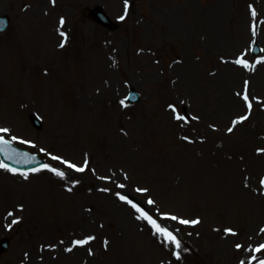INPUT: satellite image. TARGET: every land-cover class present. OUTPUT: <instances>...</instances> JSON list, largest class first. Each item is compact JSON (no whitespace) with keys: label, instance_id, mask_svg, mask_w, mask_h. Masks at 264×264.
Wrapping results in <instances>:
<instances>
[{"label":"rangeland","instance_id":"obj_1","mask_svg":"<svg viewBox=\"0 0 264 264\" xmlns=\"http://www.w3.org/2000/svg\"><path fill=\"white\" fill-rule=\"evenodd\" d=\"M95 4L121 22L119 31L80 16ZM0 11L12 17L0 35V128L65 174L41 168L25 179L0 169V238L12 239L0 264L264 260V252L251 253L264 240V51L251 54L255 43L264 50V0H127V14L125 0H0ZM241 57L249 68L233 62ZM131 87L142 102L123 106ZM202 89L208 123L196 121ZM184 102L194 126L172 109L182 112ZM194 127L205 136L196 138ZM85 159L83 172L63 162L83 166ZM120 195L171 231L180 249ZM87 236L95 239L73 246Z\"/></svg>","mask_w":264,"mask_h":264},{"label":"snow or ice","instance_id":"obj_2","mask_svg":"<svg viewBox=\"0 0 264 264\" xmlns=\"http://www.w3.org/2000/svg\"><path fill=\"white\" fill-rule=\"evenodd\" d=\"M125 14H127V0H125ZM252 16L255 17L256 16V12L255 10L252 11ZM124 17L122 16L121 19H123ZM60 24L63 25L64 24V20L63 18H61V21H60ZM62 37H65V41H66V34L65 33H60ZM253 34L255 35V25H253ZM64 46V42H62L60 44V47H63ZM264 51V50H262ZM234 63H236L237 65H242L243 67L245 68H249V64L248 62L243 59L242 57L241 58H238L236 59L235 61H233ZM260 61H257V63H259ZM254 67V65L252 66ZM237 95H240V93H237ZM242 99L246 102V105H247V108L249 109V112L251 111L252 109V103L249 99V95H248V81H245V86H244V94L242 96ZM121 104L123 106H127L125 100H121ZM177 119H180L179 116L176 117ZM248 119V115H244V116H241L239 117L237 120H234L232 122V127H230L228 129L229 132L233 131V128L239 124V123H242L244 120H247ZM10 132V129L8 128H0V133H9ZM187 139V138H185ZM18 138L16 136H12L11 137V141H17ZM11 141L10 140H7L5 139V137L3 135H0V152L4 153V155L6 156L7 159H15V162L16 163H36V160L35 158H28V154L27 153H21V152H18L16 149L14 148H11ZM20 143H29L28 141H19ZM43 151V150H42ZM260 151H264V149L260 150ZM52 159L54 160H60L61 158L60 157H56V156H53ZM65 164H67V166L69 168H73L75 169L76 171L78 172H83L85 171V169L87 168V165H88V162H87V159H85V162H84V165L83 166H77L75 164H72L68 161H63ZM43 168H48V165H43L42 166ZM0 169H5L9 172H12V173H19L20 175H22L25 179L28 178V172H38L40 171L41 169L39 167L37 168H31L29 169L27 172H21L19 169H15V168H11L8 164L4 163L3 161H0ZM49 171H52L55 175L59 176V177H64V172L62 171H58L56 170L55 168H48ZM106 179V178H105ZM262 183H264V181H262ZM119 187H124V185H119ZM72 189L71 188H68V191L70 192ZM103 190V189H102ZM137 191H147V189H137ZM119 195V194H117ZM119 198L123 201H126L127 203H129L137 213H139L140 215L137 217V219H144L146 220L154 229H155V233L159 234L160 236H162L166 241L172 243L175 245V248L176 249H180L181 247V243L180 241L177 239V237L171 232L169 231L167 228L165 227H162L159 223H157V221L155 219H153L152 216H150L146 211H144L141 207H139L138 205H136L135 203H133L131 200H128L127 197L125 196H122L120 195ZM148 204H153L154 201L149 199L148 201ZM9 216L13 215V213L9 212L8 213ZM170 219L172 220H178V222L180 224H198L200 223V221L197 219V220H186V219H180L176 216H171ZM19 220L18 218L17 219H14L12 221V223H18ZM225 232L226 233H231V234H235L233 232L232 229H225ZM95 237L94 236H87L83 239H79V240H75L73 241V246H83V245H87L90 243V241L94 240ZM107 241H105V247H107ZM237 247L239 248L240 245H237ZM66 251L68 252H71L72 251V248H67L65 249ZM261 250H264V244H261L260 247H258L257 249H255V251L259 252ZM89 254H92L91 253V249H89ZM175 255L177 257H179V252H176ZM253 259H255V257H253ZM241 264H243V262H241ZM260 264H264V260H261L260 261Z\"/></svg>","mask_w":264,"mask_h":264},{"label":"bare ground","instance_id":"obj_3","mask_svg":"<svg viewBox=\"0 0 264 264\" xmlns=\"http://www.w3.org/2000/svg\"><path fill=\"white\" fill-rule=\"evenodd\" d=\"M234 44H235V42H234ZM233 47H234V45H233ZM19 61V60H18ZM205 89V88H204ZM204 89H202L201 91H200V100H199V102H200V104H202L203 105V107H204V109H203V112H204V116H205V108H206V103H207V99L204 97V95H207L206 94V91L204 90ZM207 90V89H206ZM207 118H209V116L208 115H206L205 117H204V119L206 120Z\"/></svg>","mask_w":264,"mask_h":264}]
</instances>
